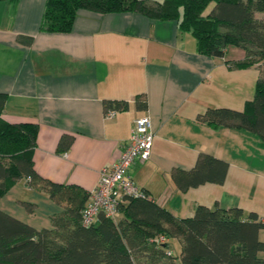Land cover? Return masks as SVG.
Segmentation results:
<instances>
[{
    "label": "crops",
    "instance_id": "0c3cea01",
    "mask_svg": "<svg viewBox=\"0 0 264 264\" xmlns=\"http://www.w3.org/2000/svg\"><path fill=\"white\" fill-rule=\"evenodd\" d=\"M45 3L0 0L2 118L37 126L35 171L89 192L99 171L118 159L133 121L147 116L151 155L129 171L137 186L154 198L167 194L163 207L177 218L192 217L204 205L240 208L264 222V141L241 128L197 120L212 108L242 110L254 95L260 65L238 67L245 52L233 45L222 57L202 55L175 20L139 12L79 9L70 32H43ZM141 95L143 109L137 106ZM106 101H124L127 109L106 119ZM61 140L68 147L59 148ZM200 154L228 163L225 180L182 191L172 173L190 170ZM0 211L41 230L51 228L60 207L19 178L0 197Z\"/></svg>",
    "mask_w": 264,
    "mask_h": 264
},
{
    "label": "trees",
    "instance_id": "16d2710c",
    "mask_svg": "<svg viewBox=\"0 0 264 264\" xmlns=\"http://www.w3.org/2000/svg\"><path fill=\"white\" fill-rule=\"evenodd\" d=\"M79 9L175 20L180 31L194 37L197 52L206 56L222 57L229 45L244 50L245 59L236 65L261 68L253 97L242 110L212 108L197 120L241 128L264 141V0H46L40 30L70 32ZM140 97L137 106L143 109L146 101ZM4 103L0 93V197L24 178L30 188L44 190L60 211L51 217V228L41 230L0 211V264H264V240L259 238L264 222L236 207L198 205L192 217L177 218L151 200L127 198L119 205L118 220L99 214L93 225L83 226L88 191L49 181L35 171L37 126L5 121ZM104 109L122 111L127 103L106 101ZM65 142L61 140L59 148L68 147ZM227 169L226 161L200 154L190 170H174L172 177L184 191L223 183ZM171 239L180 244L177 256L170 250Z\"/></svg>",
    "mask_w": 264,
    "mask_h": 264
},
{
    "label": "built area",
    "instance_id": "2783aa9c",
    "mask_svg": "<svg viewBox=\"0 0 264 264\" xmlns=\"http://www.w3.org/2000/svg\"><path fill=\"white\" fill-rule=\"evenodd\" d=\"M116 113V110L108 109L104 111V116L110 119ZM153 137L151 122L147 116L133 121L129 137L118 159L111 166L103 167L99 171L96 185L88 192V200L81 214L83 226L93 225L99 214L115 219L119 205L127 198L148 199L164 206L167 194L156 198L146 194L129 174L136 162L143 163L150 158Z\"/></svg>",
    "mask_w": 264,
    "mask_h": 264
},
{
    "label": "rangeland",
    "instance_id": "374dc122",
    "mask_svg": "<svg viewBox=\"0 0 264 264\" xmlns=\"http://www.w3.org/2000/svg\"><path fill=\"white\" fill-rule=\"evenodd\" d=\"M148 4H152L153 5V3H148ZM117 219H119V215L116 217ZM169 243H170V250L172 251V253H173V255L174 256H177V255H179V245L177 244V241H176V239H171L170 241H169Z\"/></svg>",
    "mask_w": 264,
    "mask_h": 264
}]
</instances>
